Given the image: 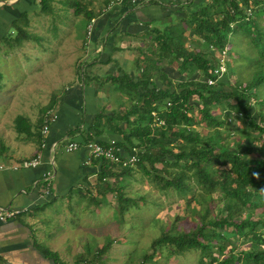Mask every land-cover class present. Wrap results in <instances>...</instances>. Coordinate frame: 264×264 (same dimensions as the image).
Masks as SVG:
<instances>
[{"label": "trees", "instance_id": "obj_1", "mask_svg": "<svg viewBox=\"0 0 264 264\" xmlns=\"http://www.w3.org/2000/svg\"><path fill=\"white\" fill-rule=\"evenodd\" d=\"M110 1L104 0V5ZM53 2L65 9H72L74 15H84L86 24L103 9L101 7L94 11L90 8L94 0H39L38 12L53 15ZM247 9L252 12L251 15L247 13ZM263 21L264 0H208L189 15L186 29L181 26L169 27L168 33L155 31L152 37L157 43L158 63L166 58L171 63H176L175 68L180 77L175 85L168 81L166 87H158L153 82L152 72L159 69V65L152 58L146 59L136 78H131L126 73L109 77L111 82L118 83L116 88L119 91L127 93L130 105L121 116L117 111L107 115L101 110L90 126L93 136L86 135L84 140L104 144V141L92 139L102 134V120L109 122V125L115 120L126 122V132L118 125H114V128L110 125L113 132L122 136L116 143L128 155L136 154L135 166L145 176L151 177L159 189H172L184 196L190 192L187 182L192 179L208 195L218 191L223 201L217 219H207L209 209L205 208L195 229L178 233L163 232L151 242L152 250L169 246L175 255L199 250L201 264H241L244 258L246 264H264V144L254 145L258 140L264 142V124L262 112L257 113L260 119L258 121L253 116L250 102L254 100V103L264 106V99H259L257 92L264 84ZM28 27L27 13H23L13 22V36L8 34L5 40L10 46L21 45L24 41L40 44L38 35ZM232 35L247 37L248 46L255 52L256 67L252 70L253 76L244 83L236 77V81L230 84L229 69L219 79L213 73L216 52L233 44ZM228 50V53H237L236 50ZM208 78H212L214 83L208 84ZM51 107H45L44 111ZM217 109L220 113L213 115V111ZM131 116L134 117L132 120ZM234 117L242 120L243 128H238L236 132L243 136L230 147L224 141L220 127L231 123V118ZM42 119L41 116V127ZM202 123L211 129L205 136L200 135L196 129ZM13 128L18 134L32 135L38 140L41 138L39 129L31 131L28 120L22 115L15 117ZM256 151L261 154L254 156ZM157 163L161 164L159 169L155 167ZM227 165L228 168L224 167ZM218 166L223 168L219 169ZM111 167L112 164L100 160L98 182L107 177L118 178L132 171L131 166L119 165L116 169H110ZM106 187L112 190L109 185ZM118 187L117 205L119 215L123 216L129 204L136 206V202L124 195L122 185ZM256 209H261L258 218L250 219L251 213ZM245 213L248 214L247 217H243ZM227 227H232L231 235L249 245L238 252L233 245L227 257L219 259L215 253L223 256L225 245L229 243L223 235V230ZM213 240L217 242L213 244ZM110 243L108 241L97 247L90 259L81 254L70 264L101 262ZM40 251L53 264H67L47 247L40 246ZM155 251L145 253L139 264H146V261L151 260ZM205 258H208V262Z\"/></svg>", "mask_w": 264, "mask_h": 264}, {"label": "crops", "instance_id": "obj_2", "mask_svg": "<svg viewBox=\"0 0 264 264\" xmlns=\"http://www.w3.org/2000/svg\"><path fill=\"white\" fill-rule=\"evenodd\" d=\"M207 1L123 0L106 9L104 5L91 23L89 36H85L79 48L75 68L65 71L70 82L54 98L51 110L56 119L43 135L39 122L47 110L42 107L40 97L43 90L39 86L47 72L46 50L37 43L30 49L29 46L33 45L30 41L10 46L5 40L8 34L13 36V22L23 13H27L28 29L31 30L33 20L37 21L41 15L39 0H0V60L5 61L4 66L15 59L33 62L30 67H22L28 81L17 86L12 87L16 83L10 76L12 82L1 83L0 72V145H3L0 147V165H3L0 168V207H26L29 210L27 214L0 221V264H53L43 256L40 246L56 252L67 264L73 261L66 259L65 255L88 254V244H75L77 238L74 234L77 232H69L70 224L68 219L65 221V214L71 213L72 206L88 207L91 202L96 206L103 204L110 190L97 180L102 159L88 158L84 147L66 151V145L73 141L86 142V135L92 137L90 126L101 110L107 115L117 111L121 116L130 105L127 93L119 91L116 88L118 83L111 82L109 77L126 73L136 78L146 59L152 58L159 65V69L152 72L153 82L158 87H166L168 81L174 84L179 79V72L168 58L158 63L157 43L152 37L155 31L168 33L169 27L186 29L189 15ZM69 55L74 59L76 54L70 51ZM80 65H83L84 72L78 75L76 69ZM10 74L14 71L7 75ZM34 80L37 82L30 89L29 82ZM18 115L28 120L31 131L39 129V140L15 132L14 119ZM133 118L131 116L130 120ZM108 123L102 120V134L92 139L117 142L122 136L113 132L110 125L113 128L118 125L125 132L128 129L126 122L115 120L110 125ZM42 142L44 146H41ZM121 148L122 156L127 157L128 153ZM36 152L41 153V162L37 166L10 167L32 158ZM49 171L52 181L47 186L44 175Z\"/></svg>", "mask_w": 264, "mask_h": 264}, {"label": "rangeland", "instance_id": "obj_3", "mask_svg": "<svg viewBox=\"0 0 264 264\" xmlns=\"http://www.w3.org/2000/svg\"><path fill=\"white\" fill-rule=\"evenodd\" d=\"M94 1L95 4L93 3L90 7L94 11L104 6V0ZM52 6L54 14H41L37 18V21L33 20L30 30L38 35L40 45L46 50L44 60L47 72L45 78L40 81L39 86L43 90V94L40 97L43 101L42 107L53 106L51 104L57 93H60L64 89V86L70 82L71 78L65 71H73L75 68L74 61H76L79 48L87 35V24L85 23L84 15H74L72 9H65L57 2H53ZM262 25L264 26V21ZM231 40H233V44L225 48L231 49V51L236 50L238 54L234 51H232L234 54L228 53L229 50H227L225 58L227 71L224 73L230 71L228 73L230 74V84L236 81V77L244 83L249 77L253 76L252 70L256 67V64H254L256 58L255 52L248 46L247 37L243 35L234 37L232 35ZM32 44L29 46L30 49L36 45L35 42H32ZM70 51L76 54L74 55V59L73 56L69 55ZM4 62L3 59L0 60L1 83L12 82L8 76L16 83L12 87L17 86L18 83L21 84L28 81V78L26 79L27 74L22 72V67H30L33 62L16 61L15 59L12 63L5 66L3 65ZM227 63H229L228 67ZM172 65L175 67L176 63L173 62ZM11 71H14V74L7 75ZM76 72L78 75L83 73V65L78 66ZM36 82L35 80L30 81L28 87L31 89ZM175 84L176 81L174 82ZM9 87L11 88V86ZM4 89L7 88L4 87ZM257 92L259 99H264V84L260 86ZM253 101L250 100L253 107L251 109L254 113L253 116L258 121L260 119L257 113L259 111L262 112V122L264 124V106L256 104ZM40 105H42V102H40ZM219 113L218 109L213 111V115H218ZM231 120V123L220 127L224 141L230 147L237 139H241V136H243L238 131V133L236 132L238 128H243L242 120L236 117L231 118ZM196 129L199 130L202 136L207 135L211 130L203 123L196 126ZM263 144L264 142L259 140L254 143L255 146ZM258 153L261 154L259 151ZM258 153L257 151L254 152V156H257ZM155 167L159 169L161 164L157 163ZM224 167L228 168V165ZM113 168L116 169L117 166L112 164L110 169ZM218 168L223 167L218 166ZM100 183L105 184L104 187L106 185L112 187V190L107 191V196L104 197L106 198L103 202L105 205L98 204L96 206L91 202L87 205L88 207L72 206L69 210L71 213L69 215L65 214L64 217L66 222L69 220V232L71 234L77 232L75 233L76 235L74 234V237L77 238L75 241L73 240L75 244L86 243L89 245L90 250H88L87 255H84L87 259L92 257L97 247H101L108 241L111 242L109 250L103 255L101 262L93 261L91 264H139L145 253L151 254L155 251L150 247L151 242L163 232L178 233L191 231L199 225L200 216L205 208L209 209L207 219H217L219 217V208L223 205L218 191L208 195L192 179H189L187 182L190 192L184 196L178 195L172 189L162 191L158 188V184L151 177L145 176L137 166H132V171L126 175L119 176L118 178L107 177ZM118 185H122V191L126 197L136 202V206L129 204L123 216L119 215L117 205ZM193 197L195 198L193 199ZM102 205L103 207H101ZM260 211L261 209L254 210L251 213L250 219H257ZM247 216V213L243 214V217ZM206 229H208V226ZM230 229L232 227H227L223 230V235L229 240V243L225 245L226 248L223 256H219L217 252L215 253L219 259L227 257L233 245L236 246V252L245 250L249 245L248 243H241L240 238L231 235ZM216 242L217 240L212 241L213 244ZM71 243L73 242L71 241ZM83 252L87 251L83 249ZM64 257L69 261H74L78 258V255H65ZM200 257L199 250H189L181 255H175L172 253L171 247L164 246L160 249L157 248L153 258L145 263L201 264L199 261ZM205 261L208 262V258H205ZM241 264H246L245 258L241 261Z\"/></svg>", "mask_w": 264, "mask_h": 264}, {"label": "built area", "instance_id": "obj_4", "mask_svg": "<svg viewBox=\"0 0 264 264\" xmlns=\"http://www.w3.org/2000/svg\"><path fill=\"white\" fill-rule=\"evenodd\" d=\"M123 0H111L106 6V8L111 7L114 4L121 3ZM247 13L249 15L252 14V12L247 9ZM93 22V19L88 23L87 26V36H89L91 31V23ZM227 50L224 48L223 50H220L216 52V59L214 62V68L213 73L217 75V79H219L224 72H226V55ZM208 84H213L214 80L212 78L207 79ZM56 119V114L52 110H48L42 119L43 125L41 128V133L45 135L48 132L50 124ZM41 146H44V143L42 142ZM80 147L86 148L88 151V158L94 157V158H101L105 160L108 164H115L116 166H134L137 161L136 154H130L127 157L122 156V148L116 143V140H108L104 144L98 142V141H86V142H70L66 145L65 150L66 151H75L79 149ZM135 150V148H133ZM41 162V153L36 152L35 155L32 158L21 160L20 163L16 165H11L10 167H35ZM52 165V163H51ZM0 168H3V165H0ZM45 183L46 185H50L52 181V173L51 171L45 173ZM29 210L26 207H0V221H6L8 219H12L14 217L20 216L22 214H27Z\"/></svg>", "mask_w": 264, "mask_h": 264}]
</instances>
